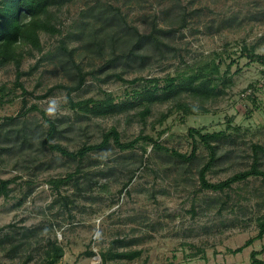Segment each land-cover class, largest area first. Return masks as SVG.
<instances>
[{
  "label": "rangeland",
  "instance_id": "rangeland-1",
  "mask_svg": "<svg viewBox=\"0 0 264 264\" xmlns=\"http://www.w3.org/2000/svg\"><path fill=\"white\" fill-rule=\"evenodd\" d=\"M99 1L120 6L143 33H149L154 23L179 28L185 12L187 25L164 35L168 46L162 45V52L146 45L145 52L152 55L147 64L122 57L117 65L103 67L108 53L98 56L89 50L88 35L81 33H88L83 10ZM51 9V22L59 31L40 33L41 50L30 44L23 47L21 81L31 94L24 95L15 86V61L0 64V95L6 87L0 101V177L11 179L9 196H0V264H40L47 244L55 239L65 250L58 264H252L251 252L262 250L264 236L241 252L234 250L259 232L264 179L252 176L223 192L203 189L199 170L209 150L199 136L191 160L144 140L125 150L110 141L104 149L73 159L50 149L45 139L47 117L58 127L51 142L71 151L100 143L103 134L116 127L123 142L149 135L189 155L194 144L189 128L223 131L213 140L218 158L207 173L209 181L219 182L249 168L252 144L264 146V63L239 50L246 44L264 54V0H68ZM63 45L94 73L70 97L66 89L41 97L55 84L74 83L65 72L69 66L64 67L68 55ZM217 54L227 57L221 76L234 60L229 79L220 80L219 93L205 101L182 92L194 113L176 109L167 100L154 102L144 119L139 113L141 97L135 98L144 79L131 83L114 76L120 72L129 81L157 77L163 86L168 75L197 69L213 58L218 62ZM110 97L129 105L102 114L71 106V99L102 103ZM34 104L39 110H29ZM69 174L73 177L58 188L50 181ZM108 249L112 254H139L115 256L103 263L100 253ZM258 257L264 259V251Z\"/></svg>",
  "mask_w": 264,
  "mask_h": 264
},
{
  "label": "trees",
  "instance_id": "trees-1",
  "mask_svg": "<svg viewBox=\"0 0 264 264\" xmlns=\"http://www.w3.org/2000/svg\"><path fill=\"white\" fill-rule=\"evenodd\" d=\"M67 1L68 0H0V64L8 61L16 62L18 70L15 86H18L24 95L31 94V91L27 90L24 83L21 81L23 72L19 67L25 55L23 47L30 44L32 48L42 49L40 33L43 32V30L52 32L59 31L51 22L53 17L51 8L55 5L63 6ZM82 17H88V33L81 31L82 34L85 33L88 35V40L85 43L87 48L94 51L98 56H106L107 53L109 55L103 67L107 65H117L122 57H128V59L139 62L142 65L147 64L149 60L152 59V55L145 52L144 48L146 45L150 44L162 52V45L168 46L167 43L163 42L164 35L171 34L187 25L185 12L180 18L181 24L179 28L171 27L166 29L154 23L149 33H143L137 26L129 22L127 15L123 13L120 6L110 2L104 3L103 1H99L96 5H90L87 10H83ZM91 19H94L95 22H100V24L96 25L90 23ZM62 49L66 55H68L64 60V67H66V65L69 66L68 68L66 67L67 70H65V72L74 80V83L72 85L65 83L55 84L50 87L46 93L42 94L41 97H46L55 89H66L70 97L72 92L79 91L84 86L88 75L94 73V71L85 70L82 65L75 60L73 50H69L66 45H63ZM108 49H110V51H108ZM239 51L241 55L248 56L253 60L264 63V54L257 53L254 46L243 44ZM217 55L220 58L218 62H216V58H213L212 61H204L197 69L189 67L190 70L179 72L174 76L168 75L164 79L166 82L163 86H160L158 81L159 78L157 77L144 78L142 76L135 77L129 81L124 78L120 72L115 73L114 76L119 80L131 83H136L140 79H144L145 84L142 89L136 90L135 92L137 95L135 98H137L138 95L141 97L140 100L142 103L140 104L143 106V109L139 113L144 119L151 113V105L154 102H163L167 100H171L176 109L182 110L187 114L194 113V106L182 99V92H190L192 96L198 97L200 101H205L219 93L217 88L220 80L227 81L229 79L227 73L234 60L232 59L226 64V71L221 76L220 67L227 57L223 54ZM228 56L230 57V54ZM214 74H218V76H214ZM5 89L6 87L2 88L3 93L0 95V101L3 99L2 97L6 95ZM131 103V106L135 105L134 102ZM127 105H129L128 102L115 103L111 97L102 103L96 102L93 99L81 100L78 102L71 99L72 107H79L85 111L90 110L96 114L122 111ZM199 108H202V111H208L204 106L200 105ZM29 110H39V106L34 104ZM42 113L46 115L43 110ZM167 116V113L163 114V119ZM46 120L49 123V130L45 143L49 145L50 149L58 151L73 159H81L92 150L104 149L109 145L110 141H113L115 145L125 150L134 148L140 140H144L151 141L155 148L171 151L177 157L184 160H191L196 155V136H199L200 141H202L209 150V158L199 170L200 183L203 189L223 192L226 189H231L234 183L248 180L252 176L262 177V179H264V168L261 166V156L264 154V146L259 143H253L251 146L253 160L249 168L235 172L228 178L219 182L209 181L207 173L218 158L217 145L213 144V140L224 134L223 131L203 132L194 127L189 128V134L194 139L193 150L189 155L180 153L176 149L168 148L149 135L140 134L130 141L123 142L120 132L116 127H112L105 132L103 134V140L100 143L84 144L78 150L71 151L58 142H51V138L58 131V127L54 120L47 117ZM72 177L73 174H69L67 177L51 179L50 181L58 188L62 183L68 181ZM129 182H131V180L127 182V185ZM10 184L11 179H3L0 177V196H9ZM65 199H67L66 196ZM263 236L264 219L260 218L257 236L255 238H249L244 245L236 248L234 252L243 251L244 248L250 246L256 239H260ZM116 241L121 242V240L118 239ZM45 249V257H43L40 264H58L65 255L64 247L56 239L49 241ZM263 251L264 246L262 250H253L251 252L252 264H264V259L258 257ZM138 254V251L112 254L110 253V249H108L107 252L100 253L103 263L115 256L132 258Z\"/></svg>",
  "mask_w": 264,
  "mask_h": 264
}]
</instances>
